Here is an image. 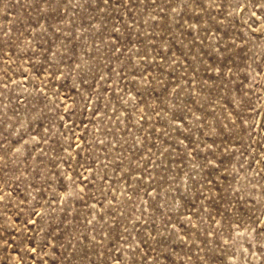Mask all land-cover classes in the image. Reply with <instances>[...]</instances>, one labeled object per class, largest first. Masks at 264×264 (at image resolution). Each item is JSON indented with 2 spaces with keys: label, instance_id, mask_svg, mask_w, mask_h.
<instances>
[{
  "label": "rangeland",
  "instance_id": "rangeland-1",
  "mask_svg": "<svg viewBox=\"0 0 264 264\" xmlns=\"http://www.w3.org/2000/svg\"><path fill=\"white\" fill-rule=\"evenodd\" d=\"M0 264H264V0H0Z\"/></svg>",
  "mask_w": 264,
  "mask_h": 264
}]
</instances>
